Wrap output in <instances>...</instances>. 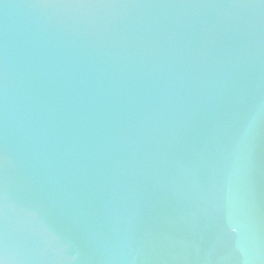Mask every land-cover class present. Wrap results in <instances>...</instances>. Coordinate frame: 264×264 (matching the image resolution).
Returning <instances> with one entry per match:
<instances>
[{
  "label": "water",
  "instance_id": "water-1",
  "mask_svg": "<svg viewBox=\"0 0 264 264\" xmlns=\"http://www.w3.org/2000/svg\"><path fill=\"white\" fill-rule=\"evenodd\" d=\"M3 264H264V0H0Z\"/></svg>",
  "mask_w": 264,
  "mask_h": 264
},
{
  "label": "snow or ice",
  "instance_id": "snow-or-ice-1",
  "mask_svg": "<svg viewBox=\"0 0 264 264\" xmlns=\"http://www.w3.org/2000/svg\"><path fill=\"white\" fill-rule=\"evenodd\" d=\"M0 264H3V262H2V261H0Z\"/></svg>",
  "mask_w": 264,
  "mask_h": 264
}]
</instances>
